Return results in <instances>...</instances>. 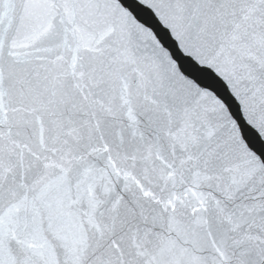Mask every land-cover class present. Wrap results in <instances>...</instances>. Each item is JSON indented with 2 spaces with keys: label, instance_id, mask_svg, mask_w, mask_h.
Segmentation results:
<instances>
[{
  "label": "snow or ice",
  "instance_id": "1",
  "mask_svg": "<svg viewBox=\"0 0 264 264\" xmlns=\"http://www.w3.org/2000/svg\"><path fill=\"white\" fill-rule=\"evenodd\" d=\"M0 19V264H264V0H0Z\"/></svg>",
  "mask_w": 264,
  "mask_h": 264
},
{
  "label": "water",
  "instance_id": "2",
  "mask_svg": "<svg viewBox=\"0 0 264 264\" xmlns=\"http://www.w3.org/2000/svg\"><path fill=\"white\" fill-rule=\"evenodd\" d=\"M136 12H137V15H138L139 19H141L142 21L146 22L148 25H151L154 30H157L161 34L165 35V38L168 39V42L170 44L173 43L171 38L167 37V33H165L164 29L161 28L160 22L157 20V18L154 15H152L151 13H149L146 10L141 9L139 7H137ZM0 23H7V21H5L3 19H0ZM12 27L14 28L15 25H12ZM173 46H174V44H173ZM129 48H132V49H135V50L139 49V41L137 40L136 37L132 36V37H130L128 39L124 50L127 51ZM140 69H141L142 72H145V73H148V74H151L153 72V69H155L160 74L162 79L164 77V69L163 68H157L155 65H150L146 61H144V62H142L140 64ZM204 79H207V78L204 77ZM132 80H135V77H132ZM212 82L215 84L214 81H212ZM216 86L218 87L219 85H216ZM133 88L135 90V85L134 84H133ZM257 146H264V145H257ZM164 155H165V159L168 160L169 163H173V160L171 159V157L168 155L167 152H165ZM117 162H118V164L120 163V161H117ZM156 167L162 168L163 166L161 164H159V163H156ZM121 170H125L123 165H121ZM127 171H129L133 175H135L137 179H142L141 176H140L139 168H132L131 166H128ZM112 180H113V185H112L113 188L117 192H119V194L121 196H123L127 200V193H125L122 190L129 187V182H127V181H125V180H123V179H121L119 177H116L115 175L112 176ZM190 183H191V181H190Z\"/></svg>",
  "mask_w": 264,
  "mask_h": 264
}]
</instances>
